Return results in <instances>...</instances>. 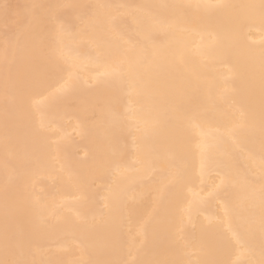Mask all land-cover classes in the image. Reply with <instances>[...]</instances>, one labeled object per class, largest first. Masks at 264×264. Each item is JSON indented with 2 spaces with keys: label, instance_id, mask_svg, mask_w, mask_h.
I'll use <instances>...</instances> for the list:
<instances>
[{
  "label": "bare ground",
  "instance_id": "1",
  "mask_svg": "<svg viewBox=\"0 0 264 264\" xmlns=\"http://www.w3.org/2000/svg\"><path fill=\"white\" fill-rule=\"evenodd\" d=\"M0 264H264V0H0Z\"/></svg>",
  "mask_w": 264,
  "mask_h": 264
}]
</instances>
